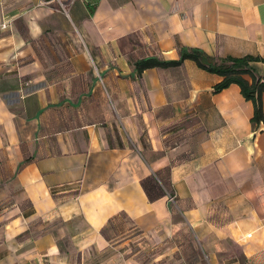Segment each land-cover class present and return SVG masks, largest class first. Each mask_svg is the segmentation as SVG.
<instances>
[{
  "label": "crops",
  "instance_id": "crops-1",
  "mask_svg": "<svg viewBox=\"0 0 264 264\" xmlns=\"http://www.w3.org/2000/svg\"><path fill=\"white\" fill-rule=\"evenodd\" d=\"M60 1L0 0V264H138L134 229L163 264L178 235L197 264H264V90L253 124L191 59L133 65L264 59V0Z\"/></svg>",
  "mask_w": 264,
  "mask_h": 264
},
{
  "label": "trees",
  "instance_id": "trees-1",
  "mask_svg": "<svg viewBox=\"0 0 264 264\" xmlns=\"http://www.w3.org/2000/svg\"><path fill=\"white\" fill-rule=\"evenodd\" d=\"M179 54L178 58L171 60L158 56L143 57L133 62L134 70L137 75H140L147 68L178 66L184 60L191 59L199 68L221 76V79L214 86L215 92L225 89L233 83L237 84L241 95L252 102L251 122L257 124L263 119L261 94L264 90V76L256 75L255 70L250 65L253 61L264 62L263 58L247 54L243 57H221L218 62L216 58L209 56L201 49L187 47L180 48ZM142 186L149 199H155L165 194V190L158 186L153 176L146 178L142 182Z\"/></svg>",
  "mask_w": 264,
  "mask_h": 264
},
{
  "label": "rangeland",
  "instance_id": "rangeland-1",
  "mask_svg": "<svg viewBox=\"0 0 264 264\" xmlns=\"http://www.w3.org/2000/svg\"><path fill=\"white\" fill-rule=\"evenodd\" d=\"M116 236H125L127 235L128 228L126 226H120L118 229H115ZM135 237L138 241H134L133 243H128L126 247V252L129 256H132L134 253H137V258H135L138 264H163L165 263L164 256H161L160 253L163 250V244L157 245H147L140 243L138 234L139 232L130 231V234ZM191 235V234H190ZM177 236L172 238L167 242L168 247L175 248L173 252L168 255L169 264H197L199 260L198 258V249L196 243L191 241L189 235L187 237ZM192 237V236H191ZM140 240V241H139ZM205 261L208 260L207 255H204Z\"/></svg>",
  "mask_w": 264,
  "mask_h": 264
},
{
  "label": "built area",
  "instance_id": "built-area-1",
  "mask_svg": "<svg viewBox=\"0 0 264 264\" xmlns=\"http://www.w3.org/2000/svg\"><path fill=\"white\" fill-rule=\"evenodd\" d=\"M71 1H74V0H71ZM84 1H96V0H84ZM58 2H59V6L64 10L65 9L64 4L60 0H58ZM6 26H7V22L0 23V29H4L6 28ZM174 198H175L174 194L168 193L167 199L169 202L174 201Z\"/></svg>",
  "mask_w": 264,
  "mask_h": 264
}]
</instances>
